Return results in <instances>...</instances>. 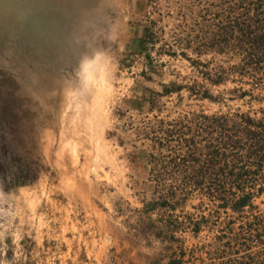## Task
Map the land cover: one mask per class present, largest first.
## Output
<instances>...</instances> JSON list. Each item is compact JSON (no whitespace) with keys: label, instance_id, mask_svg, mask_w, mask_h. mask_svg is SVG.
I'll use <instances>...</instances> for the list:
<instances>
[{"label":"rangeland","instance_id":"rangeland-1","mask_svg":"<svg viewBox=\"0 0 264 264\" xmlns=\"http://www.w3.org/2000/svg\"><path fill=\"white\" fill-rule=\"evenodd\" d=\"M210 2L219 0H0V157L13 172L40 173L9 189L0 174V264L168 263L160 241L147 246L139 234L155 184L152 145L138 127L154 115L149 100L160 82L195 78L189 61L159 52L182 46ZM151 21L159 41L148 79L137 46ZM201 59L228 64L214 53ZM234 86L213 89L223 103L162 98L161 116L260 108L228 99ZM255 205L264 210V193ZM214 234L182 239L189 250Z\"/></svg>","mask_w":264,"mask_h":264},{"label":"trees","instance_id":"trees-1","mask_svg":"<svg viewBox=\"0 0 264 264\" xmlns=\"http://www.w3.org/2000/svg\"><path fill=\"white\" fill-rule=\"evenodd\" d=\"M199 11V29H191L177 49L163 46L159 52L189 61L195 78L160 82L161 90L152 91L149 100L154 115L138 127L152 145L149 176L155 184L154 197L139 214V234L147 246L160 241L167 264H195L200 252L208 259L202 264H264V210L255 205L264 193V0H219ZM158 41L151 21L137 46L148 79L157 71L153 52ZM209 53L227 57L228 64L203 61ZM228 83L236 85L228 99L248 98L260 108L161 116V99L175 94L179 100L187 93L191 99L223 103V93L213 89ZM8 164L0 157L6 189L40 175L37 168L27 174L29 168L20 166L13 172ZM190 202L195 212L185 211ZM205 229L216 232L212 241L188 250L182 235L199 236Z\"/></svg>","mask_w":264,"mask_h":264}]
</instances>
